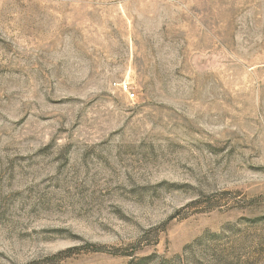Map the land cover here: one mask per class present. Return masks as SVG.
Listing matches in <instances>:
<instances>
[{"label":"rangeland","instance_id":"obj_1","mask_svg":"<svg viewBox=\"0 0 264 264\" xmlns=\"http://www.w3.org/2000/svg\"><path fill=\"white\" fill-rule=\"evenodd\" d=\"M0 264H264V0H0Z\"/></svg>","mask_w":264,"mask_h":264},{"label":"built area","instance_id":"obj_2","mask_svg":"<svg viewBox=\"0 0 264 264\" xmlns=\"http://www.w3.org/2000/svg\"><path fill=\"white\" fill-rule=\"evenodd\" d=\"M122 90L130 97L131 100H134L135 94L130 92L131 88H130V85L128 83L122 84Z\"/></svg>","mask_w":264,"mask_h":264}]
</instances>
